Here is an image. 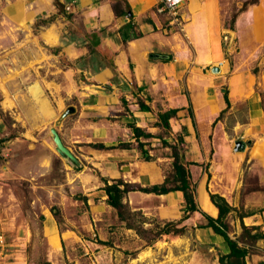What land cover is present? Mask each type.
Masks as SVG:
<instances>
[{
    "label": "crops",
    "instance_id": "0c3cea01",
    "mask_svg": "<svg viewBox=\"0 0 264 264\" xmlns=\"http://www.w3.org/2000/svg\"><path fill=\"white\" fill-rule=\"evenodd\" d=\"M11 1L0 8V22L18 23L29 38V47L15 52L20 54L19 65L29 56L39 55V89L51 82L62 87L66 95L76 94L73 117H62L57 132L77 162L86 166L82 173L86 177L82 190L85 201L97 198L111 207L105 200L101 177L107 182L119 177L129 184L161 183L165 177L163 165L170 158L168 162L172 161L171 151H166L167 142L172 132L180 128L182 132V127L185 166L197 199V209L191 212L216 215L206 189L211 181L217 186L209 191L228 201L231 193L223 186L235 172L233 162L237 164L247 157L264 162V0L250 1L242 7L240 3L227 20L229 0H184L178 24L168 22V16L156 10V0H126L130 17L114 16L110 0H59L65 12H71L69 19L56 12L53 0ZM50 13L55 14L53 19L39 23L35 33L22 27L31 28L35 16ZM126 21L139 34L128 35L121 42L118 28ZM63 24L77 30L74 33L78 36H62ZM100 26L113 27L109 35H101L100 45L108 53L113 52L115 73L106 63L88 60L84 33ZM38 39L39 50L35 45ZM166 54L170 58L164 59ZM59 55L65 59L63 64L59 63ZM79 56L86 57L80 63L74 62ZM212 66L217 69L211 70ZM76 71L78 79L73 78ZM139 101L147 108L141 109ZM239 105L243 106L241 113ZM169 107L176 111L168 118L166 132L155 121L157 111ZM223 108L222 112L230 114L228 122L227 116H220ZM48 115L39 110V119ZM129 123L151 134L138 136L145 142L148 159L141 157ZM236 138L244 141L242 150H233ZM118 141L125 145H89ZM207 150H211V157L205 170L197 161L207 155ZM139 191L128 189L124 194L131 196ZM153 194L162 197L163 212L182 211L179 189ZM242 220L249 225L264 221V208L244 215ZM51 247L56 248V240ZM5 255H0V264H28L16 253Z\"/></svg>",
    "mask_w": 264,
    "mask_h": 264
},
{
    "label": "rangeland",
    "instance_id": "374dc122",
    "mask_svg": "<svg viewBox=\"0 0 264 264\" xmlns=\"http://www.w3.org/2000/svg\"><path fill=\"white\" fill-rule=\"evenodd\" d=\"M245 1L229 0L226 20ZM59 13L71 18V12ZM54 16L38 14L31 28L22 27L35 33L39 23H47ZM111 31L113 27L105 28L103 34ZM74 32L77 30L67 24L61 27L62 36L72 37ZM28 43L18 23L0 22V255L16 253L28 264H218L222 238L209 226H201L207 217L199 211H190L186 216L183 211L165 213L160 195L141 191L131 196L123 193L122 218L114 207L97 198L85 201L82 190L86 177L82 173L86 166L78 161L80 168L75 169L55 149L49 129L53 126L57 131L62 117H73L76 94L66 95L62 87L51 82L39 89V55L29 56L19 65L20 54H15L18 48L29 47ZM35 45L39 50V39ZM98 55L88 56L90 63L98 61ZM64 62L59 55V63ZM73 78H79L78 71ZM39 110L49 115L39 119ZM241 112L243 106L239 105ZM223 115L228 122L230 114L221 112ZM162 129L167 132L168 128ZM172 133L166 151L175 146L179 160L186 165L184 141L177 139L181 128ZM210 154L211 150H207L206 156L197 161L202 169L206 170ZM168 161L163 171L169 176L172 168ZM233 165L235 172L223 186L231 193L227 202L233 206L225 217L226 232L238 244L247 245L249 251L244 259L255 264L264 259V240H250L240 224L243 216L238 215L264 208V162L247 157ZM218 182L223 184L221 179ZM215 186L211 181L206 189ZM191 187L195 194L194 184ZM179 204L181 209L183 200ZM255 225L264 233V221ZM165 227L172 230L163 232ZM53 240L56 248L51 247Z\"/></svg>",
    "mask_w": 264,
    "mask_h": 264
},
{
    "label": "trees",
    "instance_id": "16d2710c",
    "mask_svg": "<svg viewBox=\"0 0 264 264\" xmlns=\"http://www.w3.org/2000/svg\"><path fill=\"white\" fill-rule=\"evenodd\" d=\"M254 1V0H247L242 3L241 7L244 6L247 2ZM53 4L57 7V12H64L63 5L59 0H53ZM110 6L113 11L114 16L119 15H125L130 17V8L126 2V0H110ZM49 17L48 19H50ZM44 22V21H43ZM46 22V19H45ZM105 27L100 26L99 28H93L87 32L84 33V37L87 42V48H88V56L95 57V53H98L97 56L98 62L106 63L108 64L113 73H115V66L112 62L111 55L113 52L108 53L103 48H101L100 45V39L101 35H103ZM132 30V23L130 21H126L122 26L118 28L120 31L121 39L120 41L123 42L128 35L134 34L137 35L139 32H134L133 30L129 32V30ZM86 56H79L75 59L76 63H80L81 60L84 59ZM170 58V54H166L164 59ZM222 96L225 101L226 106H228V99L226 97V91L223 88L222 90ZM139 107L141 109H146L147 106L141 104L139 101ZM225 106V108H226ZM225 108L221 109L220 112H222ZM176 108L169 107L165 110H158L157 111V120L155 121L156 124H161L163 127L168 128V118L170 116L175 115ZM190 112V110H189ZM129 126L132 130V134L134 138L136 139L137 146L139 148V152L141 157L144 159H148L150 155L147 153L146 148H144L143 144L144 141L138 140V136H149L151 135L149 132H145L141 130L138 126H135L133 123H129ZM182 133H185V128L182 127ZM181 134L177 135V139L182 142V136ZM89 145L96 146V147H113V146H122L125 145V142L118 141L115 144H109L104 145L102 142H89ZM171 147V155H172V161H171V173L170 175H165L163 181L159 184H151V185H137V184H129L125 181H123L121 178H114L111 180V182H107L105 178L101 177L103 179V185L101 188H103L105 194H106V202L110 204L112 207L115 208V211L117 215L122 218L123 208L125 206V203L122 201L123 193L128 189H137L144 192H153V193H163L168 190L173 189H179L182 193L183 198V204H182V211L184 212L183 216H186V213L196 210V202L194 200V194H193V188L191 187V183L189 181V173L188 170L180 160L179 156L180 153H178L175 146ZM73 164V167L75 169L80 168L79 164L70 161ZM208 198L211 201V203L216 207V215L215 216H209L206 215L207 219L204 224H201V226H209L213 232L219 234L222 238V248H220L219 252L217 253V262L218 264H250L246 262L244 259V256L249 251L246 244H238L237 240L235 238H232L228 235L226 232V214L233 209V206H231L227 200L219 193L217 192H211L207 191ZM262 208H257V210H260ZM255 212V210H247L244 212L239 213V218H241L244 215H248ZM240 224L242 229L244 230L245 234L250 238V240H256L258 238H261L264 240V233L260 231L257 225L251 224L246 225L243 224V222L240 220ZM254 229L253 231H251ZM172 230L169 227H165L163 229V232H168ZM174 230V229H173ZM255 264H264V259L258 260Z\"/></svg>",
    "mask_w": 264,
    "mask_h": 264
},
{
    "label": "built area",
    "instance_id": "2783aa9c",
    "mask_svg": "<svg viewBox=\"0 0 264 264\" xmlns=\"http://www.w3.org/2000/svg\"><path fill=\"white\" fill-rule=\"evenodd\" d=\"M9 0H0V8ZM184 0H156V10L164 12L168 17V22L178 24L181 20L180 6ZM2 236L0 234V245L2 244Z\"/></svg>",
    "mask_w": 264,
    "mask_h": 264
},
{
    "label": "water",
    "instance_id": "95a60500",
    "mask_svg": "<svg viewBox=\"0 0 264 264\" xmlns=\"http://www.w3.org/2000/svg\"><path fill=\"white\" fill-rule=\"evenodd\" d=\"M216 66H212L211 70H216ZM50 132L52 134V140L54 142L55 149L62 155H64L70 161L77 163L75 156L67 149V147L61 142V139L53 126H50ZM245 143L242 139L236 138L233 140V150H242Z\"/></svg>",
    "mask_w": 264,
    "mask_h": 264
}]
</instances>
